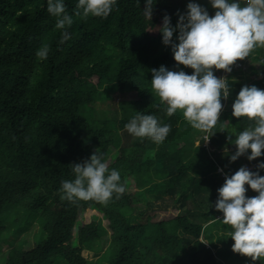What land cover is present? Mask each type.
<instances>
[{
    "label": "trees",
    "instance_id": "trees-1",
    "mask_svg": "<svg viewBox=\"0 0 264 264\" xmlns=\"http://www.w3.org/2000/svg\"><path fill=\"white\" fill-rule=\"evenodd\" d=\"M63 3L73 24L71 39L59 44L47 0H0V264H251L231 250L229 226L215 220H222L215 202L225 175L243 164L255 172L264 163V152L249 161L250 151L230 162L236 151L226 148L250 124L232 116L246 83L228 81L231 92L208 139L215 152L206 146L210 134L191 128L181 111L167 116L151 88V70L162 65L192 74L162 44L164 16L174 27L188 3L213 16L210 0H155L151 20L145 0H116L107 18L87 19L75 15L78 0ZM45 44L41 60L36 53ZM259 49L246 59L261 63L262 77L248 67L247 86L264 90ZM137 112L171 125L162 143L126 131ZM96 149L109 171L120 173L124 193L107 205L62 200L61 182L74 179L70 165ZM190 201L197 209L186 212L199 213L202 223L183 214ZM86 212L98 217L84 222Z\"/></svg>",
    "mask_w": 264,
    "mask_h": 264
},
{
    "label": "clouds",
    "instance_id": "clouds-1",
    "mask_svg": "<svg viewBox=\"0 0 264 264\" xmlns=\"http://www.w3.org/2000/svg\"><path fill=\"white\" fill-rule=\"evenodd\" d=\"M154 3L155 0H145L143 13L148 20ZM210 3L215 9L213 16L199 4L188 3L186 12L177 14L174 27L165 15L159 28L162 44L171 47L176 65L191 69L192 74L170 71L163 65L151 70V88L160 102L167 105V116L181 111L191 128L210 134L206 141L219 122L221 100H226L231 92L228 77L241 73L246 67L244 59L256 49L264 48V0H210ZM115 4L116 0H78L75 15L81 19L107 18ZM47 11L57 18L59 44H64L71 39L68 29L73 24L72 16L67 14L63 0H47ZM174 33H178V43L173 41ZM48 52L49 46L45 44L36 55L43 60ZM237 61L241 67L231 70ZM213 70L218 71V76L222 71L227 73V78H218ZM232 116L246 118L250 124L236 137V152L230 162L249 151L247 159L256 160L264 152V90L254 85L243 86L232 104ZM125 129L135 138H149L160 144L167 138L171 125H161L155 115L137 112ZM70 166L74 179L61 182L62 200L107 205L114 195L119 199L125 191L120 173L115 169L109 171L104 155L97 149L87 160ZM260 170H264V163L258 164L255 172L242 166L230 177L225 175L215 202V210L222 213V220H215L231 229L228 233L233 241L231 250L252 262L264 259V176L259 175ZM248 189L257 195L247 197Z\"/></svg>",
    "mask_w": 264,
    "mask_h": 264
},
{
    "label": "rangeland",
    "instance_id": "rangeland-1",
    "mask_svg": "<svg viewBox=\"0 0 264 264\" xmlns=\"http://www.w3.org/2000/svg\"><path fill=\"white\" fill-rule=\"evenodd\" d=\"M259 53H260V58H264V48H260L259 49ZM244 64L246 65V67L244 68V70L241 72V73H237V74H234V75H231L229 78H228V81H234V82H237V83H246L245 85H248V82H247V77H248V70L250 69V71H252V69L251 68H249L248 69V67H249V65H250V67H252L253 68V70H257L258 71V68H261V63H260V65H259V67H258V63H256V60H254V61H252V60H246V59H244ZM261 70V69H260ZM227 78V77H226ZM250 79H252V78H250ZM259 79V78H258ZM114 94V93H113ZM129 94L128 95H126V98H129ZM130 97H132V95L130 96ZM121 99V97L119 98V97H117V98H115L114 100L115 101H113L115 104L119 101ZM114 107H116V106H114ZM209 149V148H208ZM246 165V164H245ZM243 166H244V164H243ZM244 167H246V166H244ZM247 168H249V167H247ZM220 168H218V172L220 173V172H222L223 170H224V167L222 168V169H220ZM222 170V171H221ZM187 208H188V210H187ZM185 209L186 210H184L183 211V214H188L189 215V219L191 220V221H194L195 223H202L203 222V220H201V215L199 214V213H196V214H193V215H190L189 213H187L186 211H189V212H194L197 208H195V206H194V203H192L191 201L190 202H188V205L185 207ZM169 214H176V211L175 210H169ZM94 216H95V218L96 217H98L97 216V213H93V212H86L85 214H84V216H82L83 217V220H84V222H88V221H91V220H94L93 218H94ZM96 221H98L99 222V219L98 220H96ZM101 224L103 225V226H105L106 225V223L104 222V221H102L101 222ZM43 237V235L40 233L38 236H34L31 240H30V243H28L27 245H26V247L27 248H31V247H34L35 245H36V240L39 242V240L41 239ZM2 247H3V249H5V247L6 246H4V245H2ZM83 255L85 256V257H89V258H92V255L91 254H87V253H83ZM63 262H65L64 260H63ZM56 264H61V262H58V263H56ZM63 264V263H62ZM251 264H264V260H258V261H255V262H252L251 261Z\"/></svg>",
    "mask_w": 264,
    "mask_h": 264
},
{
    "label": "crops",
    "instance_id": "crops-1",
    "mask_svg": "<svg viewBox=\"0 0 264 264\" xmlns=\"http://www.w3.org/2000/svg\"><path fill=\"white\" fill-rule=\"evenodd\" d=\"M259 55V54H258ZM254 56H257V55H254ZM260 57V56H259ZM258 56L257 57H255V58H259ZM261 59V58H260ZM246 60H248V59H246ZM249 60H252V59H250L249 58ZM256 63H258V67H259V65H260V62L259 61H257L256 60ZM249 67H250V65H249ZM251 68V67H250ZM259 70L258 71H260V74L259 75H257L256 77L257 78H260V77H262V69L261 68H258ZM261 69V70H260ZM244 70V69H243ZM237 74V73H236ZM206 146H207V148H209V152H215V148H213L212 146H209L208 145V140L206 141ZM227 149H229V150H233V151H236V147H235V145L233 144V145H231L230 147H226ZM218 152H220V151H218ZM248 165V164H247ZM226 168H228L229 167V165H226L225 166Z\"/></svg>",
    "mask_w": 264,
    "mask_h": 264
},
{
    "label": "built area",
    "instance_id": "built-area-1",
    "mask_svg": "<svg viewBox=\"0 0 264 264\" xmlns=\"http://www.w3.org/2000/svg\"><path fill=\"white\" fill-rule=\"evenodd\" d=\"M241 67V63L239 62V61H237L233 66H232V69L231 70H233V69H236V68H240ZM226 75H227V73H225V72H221V74L218 76V78L219 77H226Z\"/></svg>",
    "mask_w": 264,
    "mask_h": 264
}]
</instances>
